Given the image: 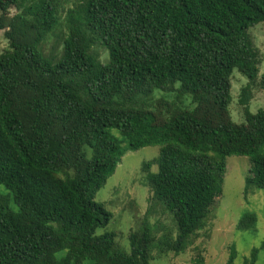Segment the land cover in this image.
<instances>
[{
	"label": "trees",
	"instance_id": "obj_1",
	"mask_svg": "<svg viewBox=\"0 0 264 264\" xmlns=\"http://www.w3.org/2000/svg\"><path fill=\"white\" fill-rule=\"evenodd\" d=\"M64 1L0 0V264L180 255L205 228L229 157L249 158L247 183L264 190V107L250 110L264 90L250 34L264 0H70L62 22ZM234 71L247 79L241 124L230 113ZM147 147L160 152L143 165L146 185L176 236L157 242L146 225L128 254L116 234H98L112 214L95 197L128 151ZM239 225L254 230L257 218Z\"/></svg>",
	"mask_w": 264,
	"mask_h": 264
},
{
	"label": "rangeland",
	"instance_id": "obj_2",
	"mask_svg": "<svg viewBox=\"0 0 264 264\" xmlns=\"http://www.w3.org/2000/svg\"><path fill=\"white\" fill-rule=\"evenodd\" d=\"M60 1L63 3V0ZM72 7L74 4L70 0L64 1L59 14L62 22H65L67 11ZM17 12L15 8L11 11L12 14ZM250 34L260 54L261 77L264 75V24L252 28ZM56 45L58 37L52 36L45 47L46 54L53 53ZM0 47L2 51L9 47L4 32H0ZM55 53H58V50ZM96 53L102 62L107 61L104 51L99 49ZM231 84L230 113L233 121L241 124L244 115L240 100L247 79L238 71H234ZM263 107L264 90L257 87L253 91L250 110L256 113ZM159 152L160 147L128 151L114 175L95 197V201L112 214L109 225L99 230L98 234H116L117 246L128 254L131 252L129 235L146 225L153 232L157 242L165 235L172 234L173 238L176 236L173 216L153 200V194L146 185L147 173L143 170V165L157 158ZM251 169L249 158L229 157L226 160L221 193L215 198L205 228L180 255L173 252L162 254L154 247L151 264H197L199 261L200 264H244L246 260H253L254 251L255 264H264V190L247 183L248 179L254 178ZM156 170L155 166L151 168L152 172ZM246 215H254L257 218L256 229L248 231L238 228ZM233 252L234 260L230 262Z\"/></svg>",
	"mask_w": 264,
	"mask_h": 264
}]
</instances>
